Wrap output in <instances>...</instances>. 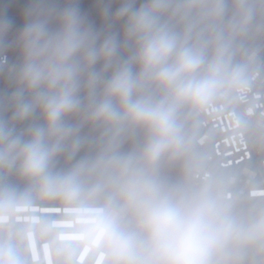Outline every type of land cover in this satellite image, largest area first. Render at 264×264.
Instances as JSON below:
<instances>
[{"label":"clouds","instance_id":"9594fccd","mask_svg":"<svg viewBox=\"0 0 264 264\" xmlns=\"http://www.w3.org/2000/svg\"><path fill=\"white\" fill-rule=\"evenodd\" d=\"M136 4L120 0L114 15L105 6L108 29L97 31L78 0H34L18 64L0 5V77L12 89L0 92V168L18 164L45 194L74 198L90 184L104 204L82 227L101 236L106 264H264V212L246 222L213 190L180 118L249 87L264 0ZM119 21L122 35L109 30ZM61 157L72 165L62 177L50 171ZM176 163L182 180L169 183Z\"/></svg>","mask_w":264,"mask_h":264},{"label":"built area","instance_id":"2783aa9c","mask_svg":"<svg viewBox=\"0 0 264 264\" xmlns=\"http://www.w3.org/2000/svg\"><path fill=\"white\" fill-rule=\"evenodd\" d=\"M253 53L249 87L222 92L194 113L195 142L204 152L201 176L225 202H264V148L255 143V132H264V44L248 56ZM11 90L0 77V92ZM17 170L18 164L0 168V254L10 255L8 264H63L66 253L75 264H106L101 236L82 227L104 201H55L38 180L18 196L10 189Z\"/></svg>","mask_w":264,"mask_h":264},{"label":"trees","instance_id":"16d2710c","mask_svg":"<svg viewBox=\"0 0 264 264\" xmlns=\"http://www.w3.org/2000/svg\"><path fill=\"white\" fill-rule=\"evenodd\" d=\"M144 0H137L136 7H139ZM34 3V0H0V5H5L4 14L12 20V27L6 34L5 39L9 43V47L6 52L10 55L12 64H18L21 60L19 48L16 46L15 41L19 32L27 22L25 17V11L30 8ZM57 6L63 7L64 0H56ZM107 6L110 14L114 15L116 10L120 7V0H78V7L81 14L85 17L86 22L91 24L97 31H104L108 29V21L105 20L102 15V9ZM52 28L58 27V24L53 21L50 25ZM113 32L120 33L122 35L123 21L112 24L109 29ZM252 48L249 49V52ZM248 52V53H249ZM241 57H237L236 62H239ZM195 109L191 106H185L181 110L180 118L185 122V129L187 134L192 137L196 153L197 162L203 161V150L196 145L195 138L198 134L197 127L194 124ZM258 139L255 143L259 147L264 148V132H255ZM143 143V135L141 134L137 138V145L141 146ZM126 147H128L126 145ZM71 162L66 161L63 157L59 158L58 162L53 166L50 171L53 175L64 176L71 169ZM164 175L169 183H176L182 180L181 166L179 163L168 165L164 169ZM35 179L24 176L20 170L13 173L10 183V189L18 196H22L24 191L31 187ZM54 194H46L48 198L60 201V200H79V201H103L102 198L95 196L91 191L90 184H84L80 195L74 198H69L63 194V192L56 188L53 190ZM225 202V201H224ZM233 205V211L244 221H251L264 212V202H225ZM10 255L0 254V264H8ZM31 264V263H25Z\"/></svg>","mask_w":264,"mask_h":264},{"label":"water","instance_id":"95a60500","mask_svg":"<svg viewBox=\"0 0 264 264\" xmlns=\"http://www.w3.org/2000/svg\"><path fill=\"white\" fill-rule=\"evenodd\" d=\"M63 264H75V263L71 260L69 254L66 253L63 258Z\"/></svg>","mask_w":264,"mask_h":264}]
</instances>
